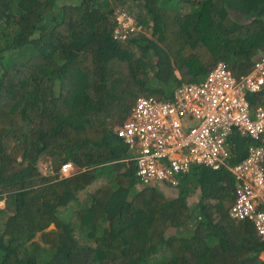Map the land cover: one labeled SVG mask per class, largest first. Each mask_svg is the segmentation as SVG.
Instances as JSON below:
<instances>
[{
    "label": "trees",
    "instance_id": "obj_1",
    "mask_svg": "<svg viewBox=\"0 0 264 264\" xmlns=\"http://www.w3.org/2000/svg\"><path fill=\"white\" fill-rule=\"evenodd\" d=\"M132 1L142 27L123 41V0H0V264H264L254 223L229 215L231 171L193 166L176 195L143 186L117 135L141 96L171 97L221 61L247 75L264 0ZM232 144L246 157L249 141Z\"/></svg>",
    "mask_w": 264,
    "mask_h": 264
},
{
    "label": "built area",
    "instance_id": "obj_2",
    "mask_svg": "<svg viewBox=\"0 0 264 264\" xmlns=\"http://www.w3.org/2000/svg\"><path fill=\"white\" fill-rule=\"evenodd\" d=\"M122 25V37L126 38L135 27L123 22ZM263 84L264 60L257 63L254 72L239 80L220 62L204 82L182 84L171 101L139 97L118 127L117 135L136 148L134 160L140 184L156 182L175 189L193 161L203 159L214 169L225 165V139L232 125L253 137L264 133V108L252 116L245 97L246 90L259 89ZM190 123L193 125L188 131L186 126ZM263 157L264 148L253 149L244 164L234 167L239 187L230 210L236 221L251 220L262 240L264 178L262 168L256 166ZM72 170L71 163L62 167L63 174Z\"/></svg>",
    "mask_w": 264,
    "mask_h": 264
},
{
    "label": "clouds",
    "instance_id": "obj_3",
    "mask_svg": "<svg viewBox=\"0 0 264 264\" xmlns=\"http://www.w3.org/2000/svg\"><path fill=\"white\" fill-rule=\"evenodd\" d=\"M123 1H124V2H121L118 6L115 7V10H114V13H113V19H114L113 36H114V38H115L116 40H123V41H126V40L129 39L130 36H132L133 32H136V31H138V30H141L142 25H141V23H139V22L137 21V17H136V16L139 14V12H140L139 8L136 7V6L134 5V2H133L132 0H123ZM127 2L130 4V6H132V7H136V8H138V9H132V8H131V9H130L131 11H128L127 7L122 6V5L126 4ZM138 5H140V3H139ZM133 10H136L135 14L132 12ZM132 13H133V14H132ZM120 18L122 19V21L120 20ZM122 22H123V23H129V24H132V25L135 27V29H134L132 32H130V34H128V36H127L126 38H123V37H122V33H123V31H124V29H123V25H122ZM136 23H139L140 25H139L138 27H136ZM120 31H122V32L119 33ZM263 60H264V56H262V55L259 56V57L257 58V60L255 61L252 70H251L247 75H244V76H242V77H246V76H248L249 74H251L252 72H254L257 63H258V62H262ZM221 62H222V61H221ZM219 63H220V62H219ZM219 63H217V65H218ZM223 63H225V62H223ZM225 64H226V63H225ZM217 65H216L213 69H215V68L217 67ZM227 67H228V65H227ZM213 69H211L210 71H212ZM228 69L230 70V72H231V74H232V76H233L234 78H236V79H238V80L242 78V77H240V78L235 77V76L233 75L231 69H230L229 67H228ZM210 71H209V72H208V73H207L202 79H200V80H196V81H192V82H204V81L206 80V78L208 77ZM192 82H188V83H192ZM182 84H186V83H182ZM182 84H181V85H182ZM181 85H179V86L174 90L173 95H172L171 97H160V98H158V99L155 98V97H153V96H146V97H152V98H154V99H156V100H158V101H160V102H168V101H171V99H172L173 96H174L175 91H176ZM263 85H264V84H263ZM263 85H261V86L259 87V89H256V90H246V92H245V97H246L247 102H248V104H249V109H250V112H251V115H252V116H254V115L256 114V112H257V110H258L259 108H264V104H263V103H260V101H257L258 104H256V105H252V103H251V98H252L255 94H259V93L261 92V90H262V88H263ZM128 116H129V115H128ZM126 119H127V118H126ZM126 119H125V120H126ZM192 125H193V123H190V124H188V125L186 126L188 131L191 129ZM235 135H238L240 138L249 141V145H248V147H247V155H246V157H244V158H243L242 160H240V161H234V158L236 157L237 154L235 153V151H236V147H233V144H232V137L234 138ZM121 139H122V138H121ZM122 140L124 141V139H122ZM124 142H125V141H124ZM258 148H264V133H262V134H260V135H258V136H254V137H253V136L249 135L248 133L243 132V129L240 128L239 126L232 125V126H231V129H230V132H229V135H228V137H226V139H225V147H224V151H223V152H224L225 165L221 166L220 168L214 169L212 166L206 165L205 162L203 161V159H202V162L193 161V162L189 165V169H188V171H186V173H184V174L181 175V177H180V182H181V179L183 178V175L185 176L186 174H188L193 166L208 167V168H212V169H214V170L228 169L229 171L232 172V174H233L235 180L237 181V186H236V189H237V188L239 187V186H238V184H239V180L236 179V177H235V175H234V173H233V169H234V167H235L236 165L244 164V162L247 161L248 158L250 157L252 150H253V149H258ZM67 163H71V164L73 165V170H72L70 173L63 174V173H62V167H63V165H65V164H67ZM67 163H64V164L61 166L60 170H59V173H60V176H61V177H68V176L73 175V174L76 172V169H75V167H74V164H73L71 161H69V162H67ZM41 164H42V162H40V165H41ZM258 166H260V168H262L263 178H264V157H263V160H262V161H258L256 168H257ZM41 168H42V167H41ZM42 169H43V168H42ZM47 171H48L49 173L46 172V173H44V174H50V172L52 173V166H51V169L48 168ZM104 183H105V180H104ZM179 185H180V183L178 184V186H177L175 189H172V188H170V187L167 185L168 187L165 188V189L174 190V193H175L174 195H176ZM97 188H98V187H97ZM97 188H95V189H97ZM89 189H92V188L89 187L88 190H89ZM95 189H92V190H95ZM235 193H236V192H235ZM196 201H197V200H196ZM235 202H236V200L234 201V203H235ZM234 203H233V204L230 206V208H229V215H230V210H231L232 206L234 205ZM230 216H231V215H230ZM263 253H264V252H263Z\"/></svg>",
    "mask_w": 264,
    "mask_h": 264
},
{
    "label": "rangeland",
    "instance_id": "obj_4",
    "mask_svg": "<svg viewBox=\"0 0 264 264\" xmlns=\"http://www.w3.org/2000/svg\"><path fill=\"white\" fill-rule=\"evenodd\" d=\"M122 6H125V7H127V9H128V11H131L130 9L132 8V9H137L136 7H132V6H130V4L127 2L126 4H124V5H122ZM134 11H136V10H134ZM241 21H242V19H241ZM140 24L139 23H136V27H138ZM147 34H149L148 32H147ZM150 35V34H149ZM43 169V171H44V173H46V172H48L47 171V169L48 168H50L51 169V162L50 161H45V162H42V164L40 165ZM49 173V172H48ZM50 174H52L51 172H50ZM103 180V179H102ZM100 184H105L104 183V180H103V182H101ZM99 184V185H100ZM162 185V187L163 188H167L168 186L167 185H165V184H161ZM92 189H95V188H97V187H91ZM88 188H85L82 192H81V197H84V196H86V194H87V190ZM167 191V193H169V194H173V192H174V190H170V189H167L166 190ZM196 200H197V197H190V198H188V201L190 202V203H194V202H196ZM0 206H4V201L2 200V201H0ZM53 227V225L51 226V228ZM39 236H40V233L36 236V238L35 239H39ZM260 257L262 258V259H264V253H262L261 255H260Z\"/></svg>",
    "mask_w": 264,
    "mask_h": 264
}]
</instances>
